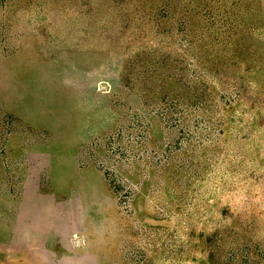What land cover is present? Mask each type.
Returning <instances> with one entry per match:
<instances>
[{
  "label": "rangeland",
  "instance_id": "obj_1",
  "mask_svg": "<svg viewBox=\"0 0 264 264\" xmlns=\"http://www.w3.org/2000/svg\"><path fill=\"white\" fill-rule=\"evenodd\" d=\"M0 264H264V0H0Z\"/></svg>",
  "mask_w": 264,
  "mask_h": 264
}]
</instances>
